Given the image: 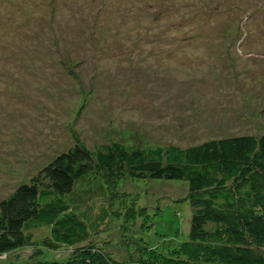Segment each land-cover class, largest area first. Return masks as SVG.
I'll list each match as a JSON object with an SVG mask.
<instances>
[{"label":"rangeland","instance_id":"1","mask_svg":"<svg viewBox=\"0 0 264 264\" xmlns=\"http://www.w3.org/2000/svg\"><path fill=\"white\" fill-rule=\"evenodd\" d=\"M242 134H264V0H0V201L76 145L93 158L113 142L166 149ZM187 192L93 168L68 196L89 240L52 249L39 228L0 264H64L99 246L119 250L115 264L151 250L175 264L172 249L221 264L211 241L188 239Z\"/></svg>","mask_w":264,"mask_h":264},{"label":"trees","instance_id":"2","mask_svg":"<svg viewBox=\"0 0 264 264\" xmlns=\"http://www.w3.org/2000/svg\"><path fill=\"white\" fill-rule=\"evenodd\" d=\"M93 168L118 179L128 176L185 182L188 192L178 195L177 200L192 210L188 239L199 244L211 241L208 257L221 264H264V134L212 138L166 149L113 142L102 145L93 158L83 146L76 145L0 201V255L7 257L26 247L39 228L48 229L52 249H69L89 240V224L72 209L68 196L75 183ZM118 251L87 247L75 252L81 257H69L64 264H115L111 258L114 254L121 257ZM171 252L167 262L192 264V260L185 263L187 255L180 249ZM149 254L144 260L148 262L141 260L142 264L166 263L156 262V251ZM192 258L197 264L203 262L197 255ZM115 262L127 264L120 259Z\"/></svg>","mask_w":264,"mask_h":264}]
</instances>
